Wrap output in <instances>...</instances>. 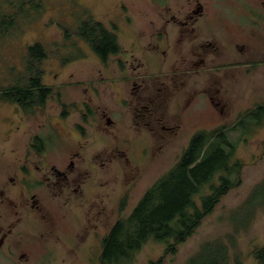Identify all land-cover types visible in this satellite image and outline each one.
<instances>
[{
	"label": "rangeland",
	"instance_id": "rangeland-1",
	"mask_svg": "<svg viewBox=\"0 0 264 264\" xmlns=\"http://www.w3.org/2000/svg\"><path fill=\"white\" fill-rule=\"evenodd\" d=\"M0 1H3V8L9 11H18V6L13 8L4 1H13L15 5L25 1L16 25L0 37V182L18 176L17 183L12 186L9 183L8 188L22 197L20 191L26 194L25 180L31 188L34 175L41 176L43 173L34 170L36 164L42 166V171L50 168L52 163L58 166L66 164L71 149L76 148L77 140H82L79 132L75 131V125L84 123L81 116L87 101L90 103L92 100L94 104L107 107L111 119L119 121L120 131H114L117 142L124 137H132L131 146L137 147L133 152L135 170L131 174L126 173L123 161L114 162L110 172L97 169L96 165H88L94 172V181L98 178L96 187L100 198L104 199L102 206L106 208L86 227L82 214L80 217L76 211L65 212L80 226L77 238L73 236L72 240H68L67 235H61L57 240L45 229L51 215L43 217L37 213L38 219L30 216L28 221L24 219L22 225L27 224L28 227L18 225L17 229L26 230L23 235L20 231L17 233L16 229L8 238H31L42 245L34 244L27 259L17 256L18 260L17 257L4 256L7 255L9 243V239H6L0 248V264H100L102 241L113 224L119 218L128 216L146 190L173 167L196 131L212 130L222 124L231 127L237 123L241 113L264 103V42L244 38L249 34V29L263 32L262 27L254 25L253 3L199 0L209 15L199 17L196 26L201 24L204 36L216 40L225 52L240 55L236 57L228 53V56L220 59V63L224 64L222 68L211 71L217 75L220 84H212L211 79L208 81L210 72L201 71L194 76V89L199 92L203 87L208 92L220 87L221 104L215 107L207 95L197 93L193 101V114L185 117L176 135L169 137L166 145L170 140L171 145L164 147L155 157L150 153L146 155L141 153L145 145L141 141L144 139L141 138V144H137L140 138L132 130L124 129V120L108 107L110 103V107L117 111L118 105H122V86L113 81L117 74L113 70L112 73L106 70L104 62L77 34V28L90 17L101 21L115 31L123 48L119 54L109 57V65L117 68L121 63L134 61L135 66L141 61L143 67L136 71L149 77L160 69L162 71V68L170 70V65L175 63L176 57H173L171 48L165 42L177 30V25L169 20L172 13L181 14L191 8L193 5L190 6V1L194 0ZM36 3L40 4L37 10L33 6ZM212 11H217L220 16L214 17ZM160 32L168 34L163 38ZM35 42L42 43L46 48L47 57L40 64V69L43 71V83L53 88V94L43 105L24 108L6 99L3 92L11 85L26 82L28 46ZM156 42L162 43L161 48L156 47ZM162 49H166L167 53L164 54ZM95 126L90 128L88 125L86 128L90 130V137L96 133V145L93 148L92 145L79 148L87 161L94 147L101 148V139L111 137L100 127L96 132ZM36 133L47 135L42 156L37 155V149L31 144ZM228 134L237 143L235 158L243 162L241 184L222 197L214 212L204 218L197 231L179 245L178 252L165 257V264H182L207 241H222L227 245L229 264H258L254 251L264 247V201L248 203V200L256 186L264 182V114L260 122L247 117L242 125L230 129ZM70 137L72 141H69ZM28 171L30 176L26 178L24 173ZM91 192L90 187L88 195ZM98 201L101 202L100 199ZM49 206L50 213L56 216L52 220L60 229L63 223L62 208L54 202ZM51 227L54 228L53 225ZM62 232L67 233L65 230ZM79 237H86V240ZM13 248L17 254L20 253L19 249ZM165 248V242L149 239L130 264H146L150 259L156 260L164 255Z\"/></svg>",
	"mask_w": 264,
	"mask_h": 264
},
{
	"label": "flooded vegetation",
	"instance_id": "flooded-vegetation-1",
	"mask_svg": "<svg viewBox=\"0 0 264 264\" xmlns=\"http://www.w3.org/2000/svg\"><path fill=\"white\" fill-rule=\"evenodd\" d=\"M194 1H190V6L193 5L191 8H188V10L181 14L172 13L169 20L177 25V30H174L171 36L172 39L169 36V39L165 42L171 48L173 57H176L175 63L170 65L172 66L170 70L162 68V71L160 69V71L147 77L145 73H138L136 71L141 66L143 67V64L140 63L141 61H135L138 62L135 66L133 65L134 61L129 62V64L121 63L117 68L110 66L107 61L104 62L108 72L113 70L112 72L117 74V77L113 78V81L122 86L120 90V103L122 105L120 104L119 106L117 104V111L110 107V103L108 107L121 120H124V129L132 130L136 137L140 138L137 144H141V142L145 143L141 149V153L146 155L150 153L152 157L161 153L164 147L171 145V140L166 145L169 137L178 133L186 116H192L194 110L193 101L198 94L207 95L215 107L221 104L219 99L220 87L214 88L212 92H208L205 87L200 92L194 89V85L196 84L194 76L199 75L201 71L211 73L213 70L221 69L224 64L220 63V59L228 56L229 53L225 52L216 40H210L208 36H204L201 32V24L196 26V23L199 22V17L204 18L209 13L199 0ZM237 1H251L253 3L255 13L254 25H259V27L264 29V0ZM212 15L214 17L220 16L217 11H212ZM227 27L229 28L230 25H227ZM263 29V32L249 29V34H246L244 38L250 40L260 39L264 42ZM160 33H162L163 38L168 34L167 32ZM161 44L160 42L155 43L157 48H161ZM162 52L166 54L167 50L162 49ZM239 55L240 53L234 54L236 57ZM210 79L212 84H220L219 78L215 73H211L208 81ZM197 82L199 83L198 79ZM19 105L22 106L21 104ZM107 110V107L97 103L94 104L92 100L90 103L88 101L85 103L83 115L81 116L84 119V123L75 125V131L79 132L82 140H77V146L75 149H71L70 157L66 164L63 163L58 166L52 163L50 168L47 167V170L43 171L42 166L36 164L34 170L37 173H43L41 176L34 175V178L31 179V188L27 185V180L24 179L26 181L25 187H27L26 196L23 191H20L22 197H19L8 188L9 183L10 186L17 183L18 176L10 177L9 180L0 182V248H2L5 240L9 239L8 237L13 234L19 224L22 225L25 223V220L28 221L29 216L38 219L37 213H41L43 217L51 215V219L49 218L50 223L46 225L45 229H48L46 230L48 234L57 237V240L61 238V235H67L69 237L68 240H72L73 236L78 237L80 226L69 218L68 214L71 211L78 212L80 217L82 214V218H85L83 221L85 227L93 223L94 217L96 218L103 214L106 206H102L104 199L100 198L99 190L96 187L98 178L94 181V172L90 166L96 165L97 169L100 168L102 171L104 169L105 172H110V167L114 162L123 161L126 173L131 174L135 170L133 152L137 148L136 146L135 148L131 146L133 143L132 141L130 142L132 137H124L122 141L118 140V142L115 140L117 134H114V131L116 130V133L120 131L118 127L119 121L115 122L112 120ZM98 121L99 123H97ZM88 125H90V128L96 125V132L97 127H100L101 130L104 129L107 135H111V137L108 138L106 136L102 138L101 148L94 147L93 153H91L87 161L85 156H82L79 148L83 149L86 145H92L91 148H93L97 142L96 133H92L93 136L90 137V130L86 128ZM124 132L122 131V133ZM46 136L40 133L33 135L34 141L31 144L37 149V155L39 156H42L41 152L44 151V139ZM141 138L144 140L140 142ZM70 140L72 141V137L69 138ZM83 140H85V143H82ZM172 140L174 141L175 139ZM136 166L139 165L136 164ZM28 173L29 171L24 173L26 178L30 176ZM90 187L92 192L88 195ZM52 202L56 203L59 208H62L63 223L60 228L61 230L57 225L55 226V220H52L54 217L56 219V216L50 213L49 204ZM52 225L54 228L51 227ZM22 226L28 227L27 224ZM63 230L67 231V233L63 234ZM19 231L21 235L26 232L24 228L17 229V233ZM60 231L62 233H59ZM26 239L31 238H22L21 240L14 237L9 239L7 255L4 256L8 258L18 256L27 259L30 248L34 244L37 245L36 243H38L42 245L37 240L31 239L26 242ZM79 239L86 240V237H79ZM13 247L17 250L19 249L20 253L17 254ZM18 257L17 259L19 260Z\"/></svg>",
	"mask_w": 264,
	"mask_h": 264
},
{
	"label": "trees",
	"instance_id": "trees-1",
	"mask_svg": "<svg viewBox=\"0 0 264 264\" xmlns=\"http://www.w3.org/2000/svg\"><path fill=\"white\" fill-rule=\"evenodd\" d=\"M4 2L13 8L18 6V11L5 10L3 1H0V37L16 25L25 1L18 5L13 1ZM39 5L33 6L37 10ZM77 34L102 62L123 50L115 31L94 18L82 22ZM46 57L47 51L42 43L29 45L26 82L8 87L3 92L4 97L24 108L45 104L53 94V88L43 83L40 69ZM263 114L264 103L241 113L231 127L222 124L212 130L196 131L173 167L146 190L128 216L113 224L102 241L100 264H130L135 254L152 238L165 242L166 248L164 255L156 260L150 259L146 264H165L167 255L176 254L179 245L197 231L222 197L241 184L243 162L235 158L237 143L231 140L229 130L242 125L247 117L260 122ZM253 200L264 201V182L256 186L248 203ZM254 255L258 264H264V247L256 249ZM182 264H229L228 247L222 241L204 242Z\"/></svg>",
	"mask_w": 264,
	"mask_h": 264
}]
</instances>
